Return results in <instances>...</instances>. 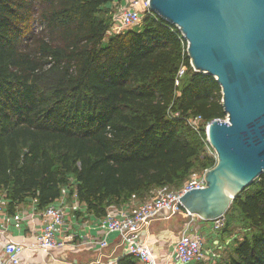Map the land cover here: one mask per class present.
Wrapping results in <instances>:
<instances>
[{"label":"trees","instance_id":"1","mask_svg":"<svg viewBox=\"0 0 264 264\" xmlns=\"http://www.w3.org/2000/svg\"><path fill=\"white\" fill-rule=\"evenodd\" d=\"M115 1L0 0V196L10 215L34 200L44 210L68 189L103 219L217 165L204 130L227 118L221 85L194 70L181 30L158 15L107 38ZM198 116L201 133L187 123ZM233 210L252 234L218 264H264V175ZM118 264L140 263L125 254Z\"/></svg>","mask_w":264,"mask_h":264},{"label":"water","instance_id":"2","mask_svg":"<svg viewBox=\"0 0 264 264\" xmlns=\"http://www.w3.org/2000/svg\"><path fill=\"white\" fill-rule=\"evenodd\" d=\"M150 8L181 30L194 70L222 87L227 120L212 121L208 131L217 165L206 187L179 199L212 221L264 175V0H151Z\"/></svg>","mask_w":264,"mask_h":264},{"label":"built area","instance_id":"3","mask_svg":"<svg viewBox=\"0 0 264 264\" xmlns=\"http://www.w3.org/2000/svg\"><path fill=\"white\" fill-rule=\"evenodd\" d=\"M151 0H116L115 12L112 16L111 28L107 33L111 35L122 34L128 30L136 29L143 24L147 15L156 17L150 8ZM185 68L180 71V76ZM178 83V82H177ZM188 125L196 132H202L203 119L201 116L191 118ZM209 124L205 125V142L209 153L216 159L217 153L208 139ZM211 169V168H210ZM210 169L191 174L190 179L180 190L163 186L156 190L155 195L148 201L136 204V196L132 202L121 208L110 209L107 215L99 222V229L103 237L89 242L87 245L100 250L109 247V235L116 234L121 239L126 255H133L140 264H218L221 262L220 240L218 238L209 243L206 236L195 229L197 221L209 222L213 234H219L226 226L225 215L212 221H206L192 214L179 199L188 191L206 187V174ZM2 197V196H0ZM3 198V197H2ZM69 198L68 189L62 191V196L46 209L37 212L42 217L41 232L36 235L35 241L30 244L18 243L8 236V225L12 221L18 223L25 220L24 211L14 215L7 213V201L0 199V264H24L26 252L51 255L56 250L65 247V233L70 228L66 219V205ZM37 207V200L33 201ZM38 209V208H37ZM82 210L81 204L76 200L71 206L73 213ZM176 215H183L186 223L177 241L174 243L173 254L159 257L146 239V232L158 219H170ZM35 216V213L32 214ZM38 216V215H37ZM36 217V216H35Z\"/></svg>","mask_w":264,"mask_h":264},{"label":"crops","instance_id":"4","mask_svg":"<svg viewBox=\"0 0 264 264\" xmlns=\"http://www.w3.org/2000/svg\"><path fill=\"white\" fill-rule=\"evenodd\" d=\"M0 199L3 198L0 197ZM76 200V196H69L67 199L66 219L70 231L63 236L64 242H66L65 247L56 250L51 255L35 254L28 251L26 252L24 264H118L120 257L126 254L121 239L116 234L109 235V247L104 250L87 245L89 242L103 237V233L99 229L101 219L90 214L84 204L81 205L82 210L80 212L73 213L71 206ZM120 207L123 206H113L111 209ZM21 211H24L27 217L20 223L12 221L8 225V236L15 242L30 244L35 241L36 235L41 232L42 217L37 214L38 209L32 201L21 205L17 212ZM33 213H35L36 217L32 216ZM181 219L186 220L183 215H176L170 219H158L146 232L148 243L159 257L173 254L174 243L177 241L186 223L182 224ZM194 225V230H198L199 233L204 234L209 243L212 240L211 243L213 244V241L218 238L217 234L211 232L209 222L197 221ZM226 236L228 241L222 242L219 239L221 253L227 249L228 244L232 241L234 242L235 239H239L240 235L229 237L228 234Z\"/></svg>","mask_w":264,"mask_h":264},{"label":"rangeland","instance_id":"5","mask_svg":"<svg viewBox=\"0 0 264 264\" xmlns=\"http://www.w3.org/2000/svg\"><path fill=\"white\" fill-rule=\"evenodd\" d=\"M111 11H112L111 14L113 16L114 12H115V4H113ZM143 24L141 26L137 27L136 29L140 30L141 28H143ZM36 28H37V23L35 22L34 30H36ZM111 36H112L111 34L107 33V38H109ZM225 120H227V118ZM208 153H209V150H208ZM195 172H200V171L197 170ZM190 177H188V179L184 182L183 186L190 179ZM183 186H181V187H183ZM181 187L178 188V189L177 188H171V189L180 190ZM156 190L157 189L153 190V192L151 193V196L148 197L145 201L136 200V204H139V203L146 202V201L150 200L155 195ZM225 221H226V225H227V226H225L226 228L224 227L225 230L228 233H232L231 235L229 234V237L230 236H235V235H240L239 239H243L244 236L252 234L251 233L252 231L248 230V228H247L248 224L245 223L244 219L242 218V216L240 215L239 211H237V210H233L232 212L227 213L225 215ZM182 222H183L182 224H184V222H186V220L184 219V220H182ZM218 236H219V239H221L222 242H224L225 240L228 241V239H226L227 236H224L222 233L218 234ZM235 242H236L235 240H234V242L232 241L230 244H228V247H227L226 250H224V252H222V253L220 252V255H221V257L223 259L224 258L226 259L229 255L232 254V252L234 250V247H235Z\"/></svg>","mask_w":264,"mask_h":264}]
</instances>
